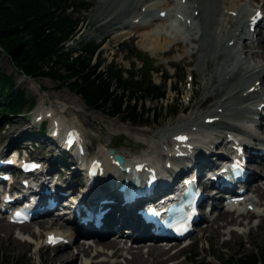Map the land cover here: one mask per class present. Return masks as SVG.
<instances>
[{
    "label": "rangeland",
    "instance_id": "rangeland-1",
    "mask_svg": "<svg viewBox=\"0 0 264 264\" xmlns=\"http://www.w3.org/2000/svg\"><path fill=\"white\" fill-rule=\"evenodd\" d=\"M82 1L88 3L89 7L87 10L78 13L81 24L73 40L67 41L68 45L73 46L79 41L93 40L95 43L99 42L101 43L99 48L101 52L100 58L106 59V62L111 60V62H114L112 64L122 66L125 69L128 68L129 63L131 64V59L137 66L140 64L137 59L139 56H130L127 59V48L134 47L140 53L144 52L153 58V65L157 67L158 71L151 72L150 79L152 82L162 84L163 74L165 73V76H168L163 82L166 98L147 106L152 107L153 105L157 108L155 112L159 113L160 117L156 122L152 120L145 125H135L128 121H123L119 117H109L102 111L89 109L73 92L66 87H59L57 81L41 76L27 77L17 72L8 57L1 53L0 69L4 73L12 75L15 87L22 88L27 96L32 97L34 106L24 114L5 115L0 120V149L4 145L20 143L22 139H31L29 141L34 142L33 139L35 137L33 135H35L36 126L30 127V121L32 122V119L37 120L35 119L36 116L43 118L44 109L52 107L59 115L58 117H62L65 125L73 124L81 130L84 134L83 138L87 140L84 145L87 153L96 154L98 147L103 145L106 148H113L115 152L124 154L128 158L135 156L146 158L145 156L147 155L157 157L160 155V149L157 145L159 136L156 134L159 129L168 126L172 127L177 122L194 115H198L197 117L200 121L201 116L211 109L212 105L217 101L219 91L214 88L219 84L218 73L224 64L225 56L221 53L219 60L209 57L205 62L199 61L198 53L192 48L193 44L188 43L179 35L177 37L178 42L175 43L173 41L168 46L167 51L162 52L163 54L159 53L152 56L148 52V44L146 42H144L146 45L143 44L144 37L140 36V31L137 29L130 28L129 30L131 31L129 33L128 30V35L116 39L117 34L115 31L108 32L106 29L99 28V17L97 15L105 0ZM162 1L169 3L171 7L178 2V0ZM244 1L249 6L255 4L254 0ZM140 5H137V11ZM159 32L169 35V31L163 29L162 31L160 29ZM261 37L263 35L260 33L256 36L258 40ZM255 43V40L247 42L246 48L254 52V54H258L260 50L258 47H254ZM243 56L245 55H242V58ZM248 60L252 64L258 63L256 59L248 58ZM213 73L216 74L213 76ZM211 76H213L211 78L213 81L211 88L214 90L211 88L206 89L210 85ZM43 105H45V108H41ZM160 105L163 108H160ZM173 108H176V113L170 115L169 112ZM203 128L205 131L216 134L218 142H223L222 130L217 125L203 124ZM23 131H25L24 134L18 137ZM256 132L254 131L261 138L264 137V132L261 128H258ZM119 138H124V141L120 145H116L115 142ZM10 141H13V143H10ZM210 142L212 143V139H210ZM32 146L34 152L31 155L40 157L42 162L48 161L49 158L54 156V151L50 148L52 147L55 150V147H57L54 141L45 136H40L38 141ZM156 147L157 149L154 150ZM90 161L91 159L87 163H90ZM159 162L163 163L164 161L162 159ZM254 169L260 170L262 168ZM60 170L61 168L57 165L55 171L59 172V178H64V181L71 177L70 174H76L74 177L78 176V174L80 175L79 171L75 173L70 167L65 172H60ZM252 198L255 200L253 211L247 212L244 216H235L233 214L227 215L225 218H218V212V215H215L206 225H198L195 233L187 239L188 245L180 250L175 248L178 247L177 245L167 247L160 243L148 242L130 247L134 248L133 251L140 247V253L144 257L154 256L152 249L149 248L151 245L166 251L164 252V258L160 261L156 258L153 259L155 261L154 264H195V262L198 264H201V262H203L202 264H223L227 258L237 257L241 253L250 251L255 252L257 248L264 247V193L260 189V194L254 192L252 193ZM232 217H236L235 221H231ZM0 220L3 223L0 226V264L7 262L13 264L15 260L26 264H61L59 261H48L45 257H52L56 253L66 251H70L71 256L70 260L64 262L65 264H89L91 262L99 264H131V262L126 263L131 261L133 252L125 250V248L129 247L126 244L123 245L124 242L122 244V241L127 240L125 236L119 241L124 249L121 250L120 248L117 255H111L112 249L110 250V248L102 250L99 244H94L93 247H90L79 240H72L65 246H45L43 237L46 232L44 230L50 229L52 226H58L61 223L59 221L51 225H48L46 221L47 223L43 226H37L35 224L36 220H34L26 225L14 226L1 218ZM61 231L69 237L66 227L63 226V230L60 229ZM124 235L126 234L124 233ZM77 246L86 248V253L77 254ZM71 257L73 259L75 257V260L70 263L73 260Z\"/></svg>",
    "mask_w": 264,
    "mask_h": 264
},
{
    "label": "bare ground",
    "instance_id": "bare-ground-1",
    "mask_svg": "<svg viewBox=\"0 0 264 264\" xmlns=\"http://www.w3.org/2000/svg\"><path fill=\"white\" fill-rule=\"evenodd\" d=\"M138 4L141 5L137 11ZM250 11V6L244 0H184L183 3L181 0H178L173 7L162 0H105L103 2L97 15L99 17V28L106 29L108 32L115 31L117 34L115 37L116 39L128 35L131 31L129 30L130 28L137 29L140 31V36L144 37L143 44H148V52L152 56L167 51L168 46L173 41L177 43L178 35L183 37L188 43L193 44L192 48L198 53L199 61L205 62L209 57H214L216 60H219L221 53L225 56L224 64L218 73V77L220 78L219 84L214 88L219 91V95L217 96L218 99L212 105L211 109L201 116L200 121L197 117L198 115H194L177 122L172 127L168 126L159 129L156 134L159 136L157 145L160 149V155L157 154V157H150L147 155L145 156L146 158H141L147 164L151 165V168L153 166L157 167L160 175L163 173L162 165L163 163L165 164V161L167 160L174 162L175 165H183L182 156L186 153L187 149H189V144H192L193 147H200L202 151H200L198 158L205 161V163L207 162L206 165H210L208 161L211 159L214 147L211 148L208 147V145L211 143L210 139H214L212 136L216 135H213V132L205 131L203 128L204 117H217V121H214L213 119V121H211L212 124L210 125H217L220 130L223 131V142H226V144H224L225 146L229 144L226 137L232 136V139L240 142H251V144H246L249 150L255 149L256 146L264 147V139L254 133L250 128V122L248 120L250 116L252 117L256 114L253 112L255 107H258L260 102L264 101V35L259 40L258 38L255 39L256 43L254 44V47H258L260 50L258 54H254V52L246 48V43L249 42V36L246 34L245 21L246 17L250 15ZM177 20L180 23L179 28H172L171 23L177 22ZM181 26L183 29H181ZM160 29L161 31L162 29L165 31L170 30L169 35L164 33L161 34L159 32ZM242 55L245 56L242 58ZM248 58L256 59L258 60V63L252 64ZM215 74L216 73H213V76ZM213 76L210 77V80ZM212 83L213 81L211 80L210 85L206 89H210ZM262 110L264 111V109ZM43 112L42 119L47 120L51 130L56 129L58 126L59 128L74 126L73 124L65 125L62 117H58L59 115H57L52 107L44 109ZM32 121L35 120L32 119ZM31 123L32 122L30 121V127L36 126V123ZM24 132L25 131L20 133L21 135L19 134L18 137L22 136ZM181 132H187L190 138L186 141L187 143H184L180 148L179 152L181 155L172 157L169 152L173 149L174 135ZM78 133V140L82 149L81 152H77L76 150L72 151L74 156L71 162V169L76 173L77 168L87 166L89 164L87 162L90 159V163L94 159L99 161L98 171L95 172L92 179L88 180L90 191H93L96 188L95 191L99 192L101 189H97V186L101 184L103 178L116 179V175H118V172L113 166L114 163L111 164L109 159L114 152L111 150L108 151V148L102 145L98 147L96 154L87 153L84 146L87 143V140L86 138H83L84 134L80 129ZM55 136L56 135H54V139H52V134L49 135L47 132L45 135V137L57 144L58 140ZM217 139L212 142V145L220 143ZM33 141L34 142H30L35 144L38 139L35 137ZM10 143H13V141H10ZM155 149H157V147L154 148V150ZM203 150H208L211 154H206ZM194 151L195 150L189 153V155H192ZM162 159L164 162H159ZM187 159H190V156H187L184 160L187 161ZM125 163H127V160H125ZM42 164L48 174L52 173V168L48 166L49 160L47 162L43 161ZM251 165L255 168L261 167V161L256 163V165ZM153 173H155V169ZM70 175L72 177L75 174ZM63 180L64 178L60 179L59 176H56L55 178V182H62ZM254 192L260 194V188L256 186ZM70 195L74 196L75 191ZM85 206H88V208L94 207L92 203H87ZM108 212H111V210ZM227 215L230 216L232 214H229L228 212H220L218 218H225ZM235 216H239V214ZM107 217L109 218L103 227L97 229L99 235L94 243L96 245L99 244L102 250L109 248L110 250L112 249L111 255H117L120 248L121 250L124 249V247L119 244L124 232L122 227L127 228L126 225L132 224L124 218L118 219L116 224H114V222H112L114 221V217L111 214ZM235 219L236 217H232L231 221H235ZM45 223H47L46 220L39 219L36 220L35 224L37 226H43ZM117 223H119V226ZM51 224H55V221H51L50 225ZM1 225H3V223L0 220V226ZM114 226L118 227L114 229ZM132 227L135 231H131V233L127 235V239L130 240V243L133 245H129L125 250L127 252H133V257L131 261H127L126 263L154 264V258L159 261L164 258V252L166 251L153 245L149 247L152 249V253H154V256L151 257H144L140 253V247L133 251L134 248L130 246L140 243L144 244L146 242H157L146 240L143 232L137 227V225H132ZM71 229L72 232L67 233L69 237L73 234V227H71ZM108 233L113 234L115 238L106 236ZM106 238H109V240ZM76 249L77 254H84L87 251L86 248H82L81 246H77ZM70 256L71 252L66 251L45 258L51 262L59 261L61 264H65L64 262L66 260H70ZM71 258L73 259V257ZM74 260L75 257L70 263ZM90 264L99 263L91 262Z\"/></svg>",
    "mask_w": 264,
    "mask_h": 264
},
{
    "label": "trees",
    "instance_id": "trees-1",
    "mask_svg": "<svg viewBox=\"0 0 264 264\" xmlns=\"http://www.w3.org/2000/svg\"><path fill=\"white\" fill-rule=\"evenodd\" d=\"M88 7L82 0H0V54L4 53L24 76L57 81L59 87L73 92L89 109L131 124L156 122L160 114L147 104L166 98L163 82L167 76L163 74L162 84L152 82L151 72L158 71L154 59L130 47L127 57L139 56L140 64L131 61L129 68L123 69L114 62L104 64L99 45L93 40L68 45L81 24L78 13ZM33 106L34 99L16 88L12 75L0 69V120L5 115L24 114ZM175 113L176 108L169 112ZM39 130L44 131V124ZM33 137L40 136L35 131ZM122 141L124 138H119L115 144ZM13 264L26 263L15 260ZM223 264H264V247L227 258Z\"/></svg>",
    "mask_w": 264,
    "mask_h": 264
},
{
    "label": "water",
    "instance_id": "water-1",
    "mask_svg": "<svg viewBox=\"0 0 264 264\" xmlns=\"http://www.w3.org/2000/svg\"><path fill=\"white\" fill-rule=\"evenodd\" d=\"M114 157L117 158L119 161H121V157L118 156L117 154H115Z\"/></svg>",
    "mask_w": 264,
    "mask_h": 264
},
{
    "label": "snow or ice",
    "instance_id": "snow-or-ice-1",
    "mask_svg": "<svg viewBox=\"0 0 264 264\" xmlns=\"http://www.w3.org/2000/svg\"><path fill=\"white\" fill-rule=\"evenodd\" d=\"M50 242H52V239L50 238Z\"/></svg>",
    "mask_w": 264,
    "mask_h": 264
}]
</instances>
